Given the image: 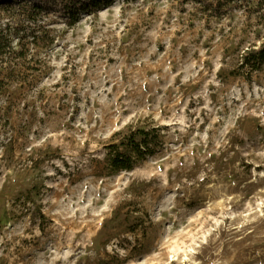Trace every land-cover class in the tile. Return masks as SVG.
I'll list each match as a JSON object with an SVG mask.
<instances>
[{
  "label": "rangeland",
  "instance_id": "rangeland-1",
  "mask_svg": "<svg viewBox=\"0 0 264 264\" xmlns=\"http://www.w3.org/2000/svg\"><path fill=\"white\" fill-rule=\"evenodd\" d=\"M50 12L0 5L17 50L0 264H264V63L241 65L264 40L257 0L218 16L114 0L73 25ZM136 128H157L154 152L113 170L107 145Z\"/></svg>",
  "mask_w": 264,
  "mask_h": 264
},
{
  "label": "trees",
  "instance_id": "trees-1",
  "mask_svg": "<svg viewBox=\"0 0 264 264\" xmlns=\"http://www.w3.org/2000/svg\"><path fill=\"white\" fill-rule=\"evenodd\" d=\"M114 0H0V5L12 7L15 4H30L33 11L51 10L59 17H64L69 25L77 23L82 13L91 11L102 6L111 4ZM184 2L194 1L200 4V8L204 13L209 15H221L227 11L229 7L238 4H248L250 0H181ZM259 8L264 9V0H257ZM37 36H35V39ZM48 43H52V40ZM17 54V50L12 46L10 40L4 35L0 34V97L8 86H5L7 76L4 74V68L7 59L11 55ZM241 65L242 68H247L248 71H255L264 63V40L259 46H251L242 54ZM17 67L10 66V73H14ZM3 78L1 79V77ZM4 80V81H3ZM3 111L0 107V122L5 127L10 124L9 112L1 114ZM157 128L131 129L119 141H112L107 145L106 160L115 171L131 170L136 163L145 159L149 154L154 152L155 139L157 135Z\"/></svg>",
  "mask_w": 264,
  "mask_h": 264
}]
</instances>
